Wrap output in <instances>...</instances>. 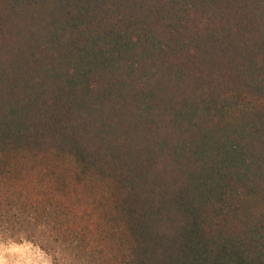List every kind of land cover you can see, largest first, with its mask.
<instances>
[{
	"label": "trees",
	"instance_id": "trees-1",
	"mask_svg": "<svg viewBox=\"0 0 264 264\" xmlns=\"http://www.w3.org/2000/svg\"><path fill=\"white\" fill-rule=\"evenodd\" d=\"M0 240L264 264V0H0Z\"/></svg>",
	"mask_w": 264,
	"mask_h": 264
},
{
	"label": "rangeland",
	"instance_id": "rangeland-1",
	"mask_svg": "<svg viewBox=\"0 0 264 264\" xmlns=\"http://www.w3.org/2000/svg\"><path fill=\"white\" fill-rule=\"evenodd\" d=\"M48 254L29 242L15 243L0 240V264H73L60 256Z\"/></svg>",
	"mask_w": 264,
	"mask_h": 264
}]
</instances>
